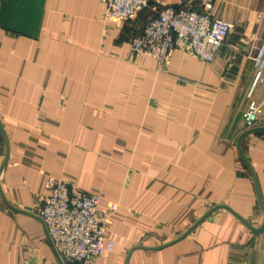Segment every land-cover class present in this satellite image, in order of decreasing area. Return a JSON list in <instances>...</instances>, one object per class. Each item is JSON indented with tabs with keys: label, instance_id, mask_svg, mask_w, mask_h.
I'll list each match as a JSON object with an SVG mask.
<instances>
[{
	"label": "crops",
	"instance_id": "0c3cea01",
	"mask_svg": "<svg viewBox=\"0 0 264 264\" xmlns=\"http://www.w3.org/2000/svg\"><path fill=\"white\" fill-rule=\"evenodd\" d=\"M148 2L231 29L210 62L161 65L130 50L147 8L0 0V264H264V0ZM52 177L117 203L108 254L58 259L36 214Z\"/></svg>",
	"mask_w": 264,
	"mask_h": 264
},
{
	"label": "built area",
	"instance_id": "2783aa9c",
	"mask_svg": "<svg viewBox=\"0 0 264 264\" xmlns=\"http://www.w3.org/2000/svg\"><path fill=\"white\" fill-rule=\"evenodd\" d=\"M104 17L115 22L134 17L148 6V0H103ZM152 12L141 31L131 37L130 50L136 55L151 56L163 65L171 54L180 50L210 62L224 43L231 24L211 15L210 3L201 9L150 7ZM258 105L250 102L243 113V122L250 127L257 119ZM49 194L36 208L48 240L63 262H86L108 254L114 245L107 232V223L117 210L111 203L99 209V193L84 191L63 178L47 180Z\"/></svg>",
	"mask_w": 264,
	"mask_h": 264
},
{
	"label": "rangeland",
	"instance_id": "374dc122",
	"mask_svg": "<svg viewBox=\"0 0 264 264\" xmlns=\"http://www.w3.org/2000/svg\"><path fill=\"white\" fill-rule=\"evenodd\" d=\"M187 6H189L188 4H186ZM151 6H155L157 9H162V8H165V7H158L157 5H155V4H150L149 2H148V6L147 7H143L142 9H144V8H147L148 9V14H147V16L149 15V14H151V13H153L152 12V10H151ZM182 6H185V5H182ZM166 7H170V6H166ZM178 7H180V6H178ZM191 7V6H190ZM174 8H177V7H174ZM194 8V7H193ZM141 9V10H142ZM141 10H139V11H141ZM139 11H138V13H139ZM137 15V14H136ZM146 16V17H147ZM133 18V17H132ZM109 20V19H108ZM128 20V19H127ZM123 21V20H122ZM120 22V21H119ZM228 36V35H227ZM227 38V37H226ZM256 122V121H255ZM255 122H254V124H255ZM254 124L252 125V126H250V127H246V128H252L253 126H254ZM68 263H78V262H68Z\"/></svg>",
	"mask_w": 264,
	"mask_h": 264
},
{
	"label": "water",
	"instance_id": "95a60500",
	"mask_svg": "<svg viewBox=\"0 0 264 264\" xmlns=\"http://www.w3.org/2000/svg\"><path fill=\"white\" fill-rule=\"evenodd\" d=\"M56 253V252H55ZM56 256L58 257V259L60 260V261H62L61 259H60V257L56 254Z\"/></svg>",
	"mask_w": 264,
	"mask_h": 264
}]
</instances>
